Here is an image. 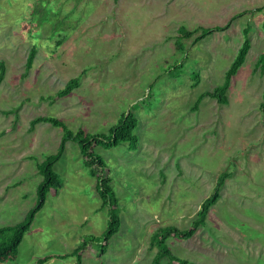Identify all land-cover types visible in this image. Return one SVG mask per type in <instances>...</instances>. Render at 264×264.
Masks as SVG:
<instances>
[{
	"label": "rangeland",
	"instance_id": "1",
	"mask_svg": "<svg viewBox=\"0 0 264 264\" xmlns=\"http://www.w3.org/2000/svg\"><path fill=\"white\" fill-rule=\"evenodd\" d=\"M264 0H0V228L38 203V166L58 152L63 130L31 121L57 118L77 133L105 134L124 114L138 118L139 145L97 147L118 200L120 229L106 252L97 179L68 142L49 194L15 262L152 264L158 229L191 228L220 175L231 174L194 237L169 238L188 264H264ZM198 32L179 38V28ZM226 27L196 42L204 28ZM251 49L227 102L201 95L225 83L245 41ZM37 54L26 73L30 51ZM197 75L199 79H197ZM78 86L58 97L72 80ZM115 208V207H113ZM161 264H178L165 257Z\"/></svg>",
	"mask_w": 264,
	"mask_h": 264
},
{
	"label": "trees",
	"instance_id": "2",
	"mask_svg": "<svg viewBox=\"0 0 264 264\" xmlns=\"http://www.w3.org/2000/svg\"><path fill=\"white\" fill-rule=\"evenodd\" d=\"M258 12L264 11V6L257 9ZM226 27H214V28H204L202 33L196 38V42L212 35L214 32L223 31ZM264 29V23H263ZM249 28L244 30L245 41L242 44L236 59L233 61L229 71L226 75L225 83L222 86L217 87L213 91L206 92L200 96L198 100V105L201 100L205 97H211L219 104L226 103L227 92L231 86L232 78L237 74L239 68L244 64L247 55L251 49V42L249 39ZM198 30L189 31L186 27L182 26L179 28V38L180 39H190L192 38ZM37 51L33 48L28 56L26 64V73H28L34 64ZM264 67V55L260 56L257 67ZM6 75V65L0 62V85L4 81ZM197 79L199 76L197 75ZM78 86V80L74 79L70 81L66 87L59 91L58 97L68 96L75 87ZM264 108V103L262 104ZM138 118L133 115L132 112L124 114L119 123L115 125L108 135L96 134L91 135L85 133L83 130H79L74 133L70 130L66 124L57 118L40 117L31 121V128L33 129L39 123H50L55 127H59L63 130L64 134L59 146L58 152L55 155L49 156L42 164L38 166V171L43 177L41 184L38 187V203L36 206L27 214L24 221L15 225L0 228V264H5L7 262H15L18 258L19 247L22 243L24 236L30 230L36 214L44 207L47 196L58 195L59 190L62 188L61 180L58 174L54 171V165L61 159L64 154L66 144L68 142L77 143L81 154L84 159V166L89 169L90 174L97 179V191L101 197L103 208L110 207V220L107 231L103 234L102 240L104 242L102 252H106L108 249L109 240L117 234L120 229L121 221L118 215L117 203L118 200L111 186L110 172L108 166L104 159L95 152L97 147H104L106 149L112 147H118L123 143L129 144L130 150H135L138 148L139 141L135 135V131L138 127ZM231 177V174L224 172L220 175L217 184L214 188V192L210 195L201 205L200 211L197 213V217L193 220L191 228L187 230H181L175 226L161 227L153 235L152 245L160 247V252L155 256L152 264H161V260L165 257L169 258L172 262L178 264H188L187 260L180 259L174 255V253L167 246L166 241L169 238H178L182 240H187L197 233L200 227L206 224V219L212 206L221 198V191L224 188L226 181ZM115 207V208H113ZM97 238H87L83 241L82 245L76 248L72 252V256L75 257L76 262L74 264H82V254L88 248L89 244L96 241ZM91 242V243H90ZM49 259L44 258L38 261L37 264H45Z\"/></svg>",
	"mask_w": 264,
	"mask_h": 264
}]
</instances>
